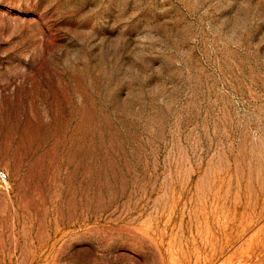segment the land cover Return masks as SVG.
Here are the masks:
<instances>
[{
	"label": "rangeland",
	"instance_id": "374dc122",
	"mask_svg": "<svg viewBox=\"0 0 264 264\" xmlns=\"http://www.w3.org/2000/svg\"><path fill=\"white\" fill-rule=\"evenodd\" d=\"M0 264H264V0H0Z\"/></svg>",
	"mask_w": 264,
	"mask_h": 264
},
{
	"label": "built area",
	"instance_id": "2783aa9c",
	"mask_svg": "<svg viewBox=\"0 0 264 264\" xmlns=\"http://www.w3.org/2000/svg\"><path fill=\"white\" fill-rule=\"evenodd\" d=\"M9 176L5 171H0V187H5L8 185Z\"/></svg>",
	"mask_w": 264,
	"mask_h": 264
}]
</instances>
